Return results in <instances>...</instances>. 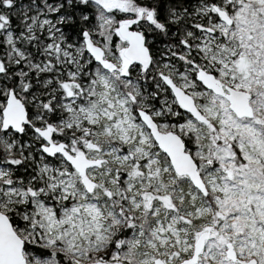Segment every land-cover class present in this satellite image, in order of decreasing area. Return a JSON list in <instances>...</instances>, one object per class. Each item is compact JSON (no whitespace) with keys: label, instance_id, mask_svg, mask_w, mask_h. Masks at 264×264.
Returning a JSON list of instances; mask_svg holds the SVG:
<instances>
[{"label":"snow or ice","instance_id":"obj_1","mask_svg":"<svg viewBox=\"0 0 264 264\" xmlns=\"http://www.w3.org/2000/svg\"><path fill=\"white\" fill-rule=\"evenodd\" d=\"M0 264H264V0H0Z\"/></svg>","mask_w":264,"mask_h":264}]
</instances>
